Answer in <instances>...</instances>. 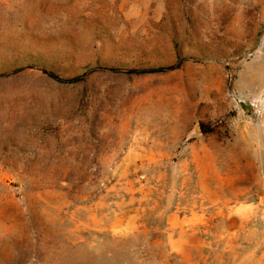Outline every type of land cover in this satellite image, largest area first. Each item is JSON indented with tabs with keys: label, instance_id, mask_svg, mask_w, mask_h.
Wrapping results in <instances>:
<instances>
[{
	"label": "rangeland",
	"instance_id": "1",
	"mask_svg": "<svg viewBox=\"0 0 264 264\" xmlns=\"http://www.w3.org/2000/svg\"><path fill=\"white\" fill-rule=\"evenodd\" d=\"M0 264H264V0H0Z\"/></svg>",
	"mask_w": 264,
	"mask_h": 264
},
{
	"label": "trees",
	"instance_id": "2",
	"mask_svg": "<svg viewBox=\"0 0 264 264\" xmlns=\"http://www.w3.org/2000/svg\"><path fill=\"white\" fill-rule=\"evenodd\" d=\"M174 68H177V66L176 65H172V66H169V67L149 68V69L141 70L139 72L140 73H155V72H163L165 70L174 69ZM75 80H77V79H70L69 81H66V82H73Z\"/></svg>",
	"mask_w": 264,
	"mask_h": 264
}]
</instances>
